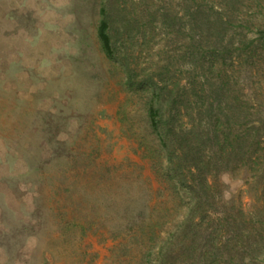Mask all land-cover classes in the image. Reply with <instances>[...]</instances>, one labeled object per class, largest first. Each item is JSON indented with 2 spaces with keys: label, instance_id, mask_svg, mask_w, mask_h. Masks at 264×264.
Returning a JSON list of instances; mask_svg holds the SVG:
<instances>
[{
  "label": "rangeland",
  "instance_id": "rangeland-1",
  "mask_svg": "<svg viewBox=\"0 0 264 264\" xmlns=\"http://www.w3.org/2000/svg\"><path fill=\"white\" fill-rule=\"evenodd\" d=\"M99 1L0 0V264H138L139 230L122 227L125 195L143 191L151 218L167 195L120 120L125 107L143 125L145 92L128 87L119 62L101 51ZM188 1L115 2L116 12L135 9V30L118 41L138 80L163 67L170 80L187 77L184 37L158 18L181 16ZM231 11L251 22L244 31L254 52L243 66L235 58L224 67L256 97L264 91V0H240ZM220 180L223 200L249 203L246 168Z\"/></svg>",
  "mask_w": 264,
  "mask_h": 264
},
{
  "label": "trees",
  "instance_id": "trees-1",
  "mask_svg": "<svg viewBox=\"0 0 264 264\" xmlns=\"http://www.w3.org/2000/svg\"><path fill=\"white\" fill-rule=\"evenodd\" d=\"M116 1H99L97 38L105 57L119 62L127 86L145 92L144 126L125 107L120 120L167 191L153 206L155 218L145 212L143 191L125 195L122 227L126 235L139 230L138 264H264V91L247 93L238 70L224 67L235 58L243 66L254 52L244 31L251 22L231 11L240 0H190L181 16L160 13L162 26L185 40L188 75L172 80L168 67L137 79L119 43L135 30V9L124 3L116 12ZM259 36L264 39V25ZM245 168L253 180L249 203L223 200L221 175Z\"/></svg>",
  "mask_w": 264,
  "mask_h": 264
}]
</instances>
